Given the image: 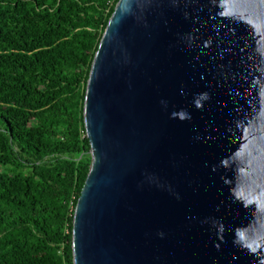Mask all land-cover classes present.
I'll return each instance as SVG.
<instances>
[{"label": "water", "instance_id": "water-1", "mask_svg": "<svg viewBox=\"0 0 264 264\" xmlns=\"http://www.w3.org/2000/svg\"><path fill=\"white\" fill-rule=\"evenodd\" d=\"M86 76L73 264H264V0H117Z\"/></svg>", "mask_w": 264, "mask_h": 264}, {"label": "trees", "instance_id": "trees-1", "mask_svg": "<svg viewBox=\"0 0 264 264\" xmlns=\"http://www.w3.org/2000/svg\"><path fill=\"white\" fill-rule=\"evenodd\" d=\"M117 0H0V264H73L80 106Z\"/></svg>", "mask_w": 264, "mask_h": 264}]
</instances>
